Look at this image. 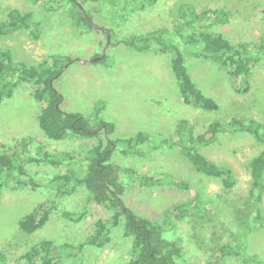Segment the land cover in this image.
<instances>
[{
    "label": "rangeland",
    "instance_id": "1",
    "mask_svg": "<svg viewBox=\"0 0 264 264\" xmlns=\"http://www.w3.org/2000/svg\"><path fill=\"white\" fill-rule=\"evenodd\" d=\"M81 3L92 19L93 31L78 28L70 7L62 0H0V21L16 9L31 13L38 25L36 36L26 29L0 36V49L8 50L14 63L25 65L39 64L49 56L73 59L53 81L63 98L61 110L79 113L90 121L97 114L98 119L114 124L112 137L116 139L129 138L138 132L151 139L139 148L140 153L115 152L112 162L117 169L132 170L137 176H171L191 184L185 191L169 183L142 187L129 181L125 194V201L134 213L163 225L166 233L180 242L183 249L180 264H208L212 258L220 257L219 249L223 245L232 247L239 255L222 258L220 264H256L243 261L249 257L264 262V227L246 234L241 221L249 188V163L264 150V143L246 133L227 132L200 148L207 159L232 170L236 185L228 190L218 180L197 174L178 150L161 143L173 138L174 129L182 119L192 125L195 134L203 133L214 121L226 123L233 118H244L264 123V62L252 67L249 91L237 94L233 85L238 80L229 76L228 69L211 59L191 56L173 32L194 14L199 18L191 28L184 27L188 31H209L233 45L256 46L264 36V0ZM162 29L167 31L165 38L180 48L195 86L218 104L217 110L206 111L183 103L169 54H159L155 49L140 53L117 44L124 37ZM110 34L109 41L105 36ZM101 55L105 59L96 63L94 60ZM34 90L31 83L20 84L10 98L0 103V155L24 147V160L29 156L43 158L47 153L57 161L69 156L74 163L69 167L65 163L51 165L41 160L24 163V170L40 187L4 184L0 195V253L8 264H22L20 257L43 240L55 245L84 243L93 233L94 223L109 218L106 210L95 203H91L88 214L78 223L62 217L64 212H79L85 194L77 190L72 196L57 199L51 179L64 174L67 168L82 176L79 159L96 140L74 136L57 142L48 139L37 123L44 103L34 99ZM197 193L201 194L206 209L204 218L186 217L172 222L166 219V212H172L175 206ZM44 202L55 204L48 222L31 234L20 231L19 219ZM261 209L264 214V192ZM82 254V264H126L131 258V240L123 237L120 226L109 245L102 249L86 246ZM63 257V264H74L72 257L64 254Z\"/></svg>",
    "mask_w": 264,
    "mask_h": 264
},
{
    "label": "trees",
    "instance_id": "2",
    "mask_svg": "<svg viewBox=\"0 0 264 264\" xmlns=\"http://www.w3.org/2000/svg\"><path fill=\"white\" fill-rule=\"evenodd\" d=\"M62 1L70 7L71 16L78 28L84 32L95 29L81 1L97 3L99 0ZM145 1L150 3L153 0ZM190 10L188 12H191ZM190 17L191 20H188L183 27H178L173 31L175 37L181 40L182 46L191 56L211 59L219 63L221 67L228 69L229 76L238 80V84L233 85L235 93H247L250 89L252 67L264 62V36L261 42L253 47L249 43L233 45L219 34L209 31H188L184 27L191 28L194 20L199 18L194 14ZM217 18L218 16H215L216 20ZM37 26L32 20L31 13H21L13 9L7 13L4 20L0 21V36H7L22 29L31 30L36 36ZM107 33L110 31L108 30ZM166 34L167 31L162 29L145 35L127 36L117 44L140 53L155 49L159 54H169L170 67L183 103L206 111L217 110L218 104L195 86L187 71L180 48L165 38ZM105 37L110 41L111 34ZM98 57L99 60L96 63H101L105 59L102 55ZM72 62L73 59L68 56H49L36 65L19 64L14 63L8 50L0 49V103L10 98L20 84L31 83L35 86L34 99L44 103L37 117V123L48 139L57 142L74 136L83 140H96L79 159V165L83 170L82 176L73 169L67 168L64 174L53 176L51 183L57 199L72 196L77 190L85 194V202L79 212L62 214L68 222L82 221L88 214L91 203L106 210L109 218L97 220L93 226V233L84 243L55 245L49 240H43L34 244L20 257L22 264H63V254L72 257L74 264H82L84 263L83 249L86 246L102 249L109 245L114 231L120 226L123 237L131 240V258L126 264H180L183 253L180 242L170 237L163 225L134 213L125 201V194L129 181L138 183L142 187L169 183L185 191L189 190L191 184L171 176H137L132 170L117 169L114 166L112 157L115 152L119 151L122 155L140 153L139 148L151 142V139L141 132L129 138L116 139L112 137L115 130L114 124L98 119L97 114L94 120L90 121L79 113L63 112L60 107L63 98L53 86V81ZM227 132L246 133L255 138L257 142L264 143V123L244 118H233L226 123L214 121L201 134H195L192 125L182 119L174 129L173 138L164 139L161 143L178 150L197 174L218 180L221 187L228 190L236 185L232 170L213 163L200 152L201 147L210 145L217 140L219 135ZM24 149L21 147L20 150H14L10 154L0 155V195L4 184L9 182L20 187L29 186L33 189L40 187L39 182L28 176L24 170V163L41 160L51 165L65 163L67 167L74 163V159L69 156L67 159L62 158L57 161L47 153L43 158L29 156L24 160L22 158V154L25 153ZM248 184L246 207L241 216L246 234L264 227V214L261 209L264 192V150L250 160ZM201 201V194L197 193L190 200L175 206L172 212H166L165 217L170 222L186 217L202 219L206 209ZM54 207L53 202L52 204L45 202L39 204L37 209L19 219V230L25 234L38 231L48 222ZM219 254V258H212L208 264H220L222 258L239 255L228 245L221 246ZM243 261L264 264L256 257H249ZM0 264H8L2 253H0Z\"/></svg>",
    "mask_w": 264,
    "mask_h": 264
},
{
    "label": "water",
    "instance_id": "3",
    "mask_svg": "<svg viewBox=\"0 0 264 264\" xmlns=\"http://www.w3.org/2000/svg\"><path fill=\"white\" fill-rule=\"evenodd\" d=\"M108 36V35H107ZM99 59L97 58V59H95L94 61H98ZM94 61H91V62H94Z\"/></svg>",
    "mask_w": 264,
    "mask_h": 264
}]
</instances>
